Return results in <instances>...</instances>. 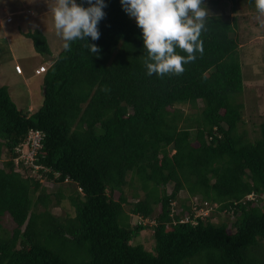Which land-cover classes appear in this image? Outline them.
Returning a JSON list of instances; mask_svg holds the SVG:
<instances>
[{
    "label": "trees",
    "instance_id": "16d2710c",
    "mask_svg": "<svg viewBox=\"0 0 264 264\" xmlns=\"http://www.w3.org/2000/svg\"><path fill=\"white\" fill-rule=\"evenodd\" d=\"M104 2L100 38H86L100 52L62 47L35 110L0 85V264H264V120L253 137L242 125L236 17L210 13L203 53L161 78L146 74L135 20ZM22 34L51 54L42 30ZM29 129L42 183L12 162ZM63 199L72 213L54 214ZM132 216L153 220L152 248L133 243L148 224Z\"/></svg>",
    "mask_w": 264,
    "mask_h": 264
},
{
    "label": "rangeland",
    "instance_id": "374dc122",
    "mask_svg": "<svg viewBox=\"0 0 264 264\" xmlns=\"http://www.w3.org/2000/svg\"><path fill=\"white\" fill-rule=\"evenodd\" d=\"M51 2L52 0H0V85L6 86L9 97L16 107L27 109L31 107L28 109L29 112L40 105L43 72L63 45V41L56 34L53 15L48 11V4ZM232 3V0H218L216 3L212 0H203V4L210 13H221L229 19L236 17L234 33L238 39L243 73L242 90L238 99L242 101V125L246 128L248 135L253 137L257 134L258 123L264 120V17L258 19L259 14L254 2L235 0L234 8ZM8 16L11 17L9 21ZM34 28L45 33L51 50L50 55L37 54L31 40L22 34ZM13 60H17V63L22 65V75L13 72ZM198 104H200L199 100ZM182 107L185 109L187 106L182 105ZM55 186L56 184H52L50 188L53 189ZM62 188L66 194L72 186H69L67 182L62 185ZM166 189H170V184ZM179 195L185 196V190H179ZM113 197H117L116 192L113 193ZM191 199L196 201L198 198L193 196ZM51 211L54 214H61L63 211L72 213V208L63 199L59 205L52 206ZM138 222H144L148 226L140 231L139 235L133 239V243H142L152 248L153 220L132 216V223ZM1 223L7 230L14 226L7 214L2 216Z\"/></svg>",
    "mask_w": 264,
    "mask_h": 264
},
{
    "label": "clouds",
    "instance_id": "9594fccd",
    "mask_svg": "<svg viewBox=\"0 0 264 264\" xmlns=\"http://www.w3.org/2000/svg\"><path fill=\"white\" fill-rule=\"evenodd\" d=\"M83 3L52 0L48 11L53 15L64 50L71 51L73 42L83 41L91 54H98L100 48L87 43L86 38L93 41L100 38L98 25L105 17L103 9L107 5L104 0H83ZM120 4L141 30L147 75L179 76L185 71L184 65L195 61L197 53H203L201 35L210 17L203 0H120ZM254 6L258 19L264 17V0H254Z\"/></svg>",
    "mask_w": 264,
    "mask_h": 264
},
{
    "label": "built area",
    "instance_id": "2783aa9c",
    "mask_svg": "<svg viewBox=\"0 0 264 264\" xmlns=\"http://www.w3.org/2000/svg\"><path fill=\"white\" fill-rule=\"evenodd\" d=\"M7 20H11V17L8 16ZM13 70L21 74V66L18 63L13 64ZM41 131L37 129H29L27 130L23 140L18 143L14 148V156L12 157V162L21 170L22 166L28 168V175L36 176L39 181H42L41 172L39 173V169H45L42 165L36 163L37 152L41 146ZM207 210V208H206Z\"/></svg>",
    "mask_w": 264,
    "mask_h": 264
},
{
    "label": "crops",
    "instance_id": "0c3cea01",
    "mask_svg": "<svg viewBox=\"0 0 264 264\" xmlns=\"http://www.w3.org/2000/svg\"><path fill=\"white\" fill-rule=\"evenodd\" d=\"M43 62V61H42ZM14 63H17V60H13V64ZM44 63V62H43ZM21 66V71L23 72V67H22V65H20ZM14 72V71H13ZM15 74H17V75H22V73L21 74H18V73H16V72H14ZM28 109H31V107H28Z\"/></svg>",
    "mask_w": 264,
    "mask_h": 264
},
{
    "label": "water",
    "instance_id": "95a60500",
    "mask_svg": "<svg viewBox=\"0 0 264 264\" xmlns=\"http://www.w3.org/2000/svg\"><path fill=\"white\" fill-rule=\"evenodd\" d=\"M43 91H44V89H43V87H42V93H43Z\"/></svg>",
    "mask_w": 264,
    "mask_h": 264
}]
</instances>
